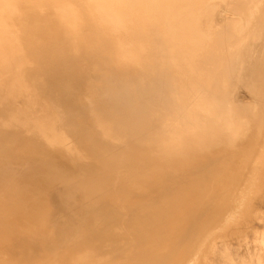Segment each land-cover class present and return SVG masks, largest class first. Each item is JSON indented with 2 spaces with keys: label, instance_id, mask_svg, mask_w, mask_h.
Masks as SVG:
<instances>
[{
  "label": "bare ground",
  "instance_id": "1",
  "mask_svg": "<svg viewBox=\"0 0 264 264\" xmlns=\"http://www.w3.org/2000/svg\"><path fill=\"white\" fill-rule=\"evenodd\" d=\"M263 26L264 0H0V264H213L230 236L247 248L240 214H261L236 167L264 151Z\"/></svg>",
  "mask_w": 264,
  "mask_h": 264
},
{
  "label": "rangeland",
  "instance_id": "2",
  "mask_svg": "<svg viewBox=\"0 0 264 264\" xmlns=\"http://www.w3.org/2000/svg\"><path fill=\"white\" fill-rule=\"evenodd\" d=\"M202 8H203V12H202L203 15H201L202 18H204L208 14L209 9H213V11H211L212 14H211L210 18L208 19V23L210 24V29L212 31H215V30L222 31V30H224L225 31L224 32L225 33L224 38L229 37V33L232 30V28L230 26V21L224 23L223 29L220 27L221 26L220 25V22H221L220 21V17H221L220 15H222V12L225 9V5L222 4V3L217 5V3L215 1H214V3H210L209 1H207L206 3L204 2L202 4ZM261 28L263 29V37H264V26L261 27ZM260 45H261V43H257L256 44V46H257L256 48L260 47ZM246 53H247V51L245 52V50H243L241 52L242 55H246ZM256 54H257V52H256ZM256 54L254 53V56ZM240 64L241 65H240V67L238 69L240 71V82L236 85L237 89L234 92V94H235V96L240 95L242 100H245L246 102L252 101L253 100L252 97H254V96L252 95V97H251L250 96L251 94L246 93L243 89H240L241 86L244 85L246 83V81H247V77H248L247 72L249 71L250 60L248 58L242 57V59L240 60ZM241 108H243V107L241 106ZM259 149L260 148H257V150L259 151L258 154H257V151H256V153L254 152V154H256V155H252L253 159L256 158L257 162L255 160H253L252 158H251L252 160L249 159L250 158L249 157V158H246L249 161L251 160L250 162L249 161L246 162L248 165L245 163L246 159H243L244 161L243 160H239L238 163H237L238 164L237 167H236V165H235V167L238 168V170H240L241 168L244 170V172H243V170H240V172H238L239 174L243 172V174H240V175L243 178L245 177L244 178L245 180H243V178H241L242 180H239L240 183L243 182L245 184V183H247L246 180H249L250 183H248V184H250L252 186L250 189L249 188L247 189L249 192H251L248 195V197H250L249 198L250 199V205L249 206H250V208L251 207H255L256 210L260 211L261 220L259 219V221H258V219L255 218V216L251 212H249V214L247 212H246L247 214L244 213L246 211V209H244L243 210L244 212L242 211L241 214H240L242 217H240L241 219H239V222L241 223L240 227H239L240 228L239 231L242 232V233L244 232V234H246L247 240H248L247 241L248 242L247 243L248 247L246 248L244 244H241L239 246L240 240H241V238H239V236H237V238H238V240L239 239L240 240L239 241L237 240V243H236V240H235L236 236H232L233 240L231 239L232 237L230 236V238H229L230 241L229 240H224L222 245L219 246L221 251L217 252V253H219V255L216 253V255L212 258L213 264H226V263L227 264H235V263H237V264H245V263L246 264H259V263L260 264H264V248L261 245H259V244H257L255 242L256 238H255V235H254V231L255 230H257L259 232L262 229H264L263 228L264 227V221H263V219H264V217H263L264 216V193L262 194V191H264V154H263L264 151L262 152ZM260 152H261V154H260ZM259 154H260L261 157L259 156ZM257 155H258L259 158L257 157ZM215 157H216V155H215ZM218 157H219V159L221 158V156H218ZM260 158H261V160H259ZM242 162L245 163V164H243ZM251 163H252V165H251ZM241 165L242 166L244 165L245 167H242ZM238 166L241 167V168H239ZM250 166H251V168H250ZM247 167H249L247 170H249L250 172L246 171V169H244V168H247ZM253 170H256V171L254 172ZM246 172L249 173L248 175L251 176V177H248ZM250 173H252V174L250 175ZM242 175H244V176H242ZM251 178H252V180H251ZM244 181H246V182H244ZM260 189H261V191H260ZM258 191H260V193ZM241 199L244 200L242 197H241ZM245 202L246 201L242 202V204L244 205ZM226 224L227 223H225V225L221 228L220 232L224 231V233L225 232L228 233V232L231 231V229L227 230V228L229 226H227ZM38 228H39V233H40V230H41L40 229L41 228L40 224L38 225ZM246 228H247V230H246ZM232 229L235 230V228H232ZM236 235H238V234H236ZM225 236L226 235L223 234V237H225ZM252 240L254 241V243H253ZM233 248L235 249V251H234ZM239 248H240V250H239ZM249 250L251 251V253H250ZM249 253L252 254V255H250ZM204 254H205V248H202L200 254L198 255V257H202ZM228 254H231L232 261H231V258L229 257ZM235 254H237V255H235ZM224 255H226V256H224ZM214 260H216V261H214ZM240 261H241V263H240ZM195 264H201V262H198V263L196 262Z\"/></svg>",
  "mask_w": 264,
  "mask_h": 264
}]
</instances>
